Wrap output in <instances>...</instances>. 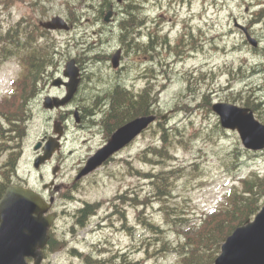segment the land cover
Masks as SVG:
<instances>
[{
    "label": "rangeland",
    "instance_id": "1",
    "mask_svg": "<svg viewBox=\"0 0 264 264\" xmlns=\"http://www.w3.org/2000/svg\"><path fill=\"white\" fill-rule=\"evenodd\" d=\"M100 3L0 0V32L20 23L33 31L36 42L47 45L44 55L51 62L41 85L45 90L41 89L26 108V133L18 147L10 148L17 154L16 170L8 177L41 191L39 169L33 166V146L45 132H51L54 117L64 114L45 112L42 100L49 92H58L50 90L51 80L61 76L69 60L75 59L83 71L76 102L87 99V110L108 106L116 84L133 94L150 84L154 95L151 100L155 102L152 111L158 121L112 161L78 181L77 166L94 152L103 137L98 129L95 133H76L69 120L62 155L41 170L48 180L52 168L59 165L56 180L65 187L52 209L57 218L50 232L56 246L47 251L41 264H99L87 262L88 255L100 264H122L123 260L130 264H180V254L174 248L187 241L183 232L199 225L210 212L223 211L229 205V195L243 188L241 179L264 178V150L244 149L238 135L223 130L211 110L216 102L249 107L264 124V18L254 23L264 0H132L136 7L141 6L135 16L143 23L138 27L140 33L134 32L137 47H124L117 71L112 69L110 58L121 45L123 17L118 16L112 26L106 25L100 17L105 11ZM56 15L72 28L67 32L37 30L39 21ZM233 19L251 24V35L259 41L256 51L234 27ZM149 33H155L158 40L151 47ZM18 38L24 40L25 35ZM22 71L17 54L0 62V102L10 96L12 84ZM13 101L16 98L0 106V112L17 107ZM162 116L166 117L162 120ZM164 130L170 135L166 142L161 141ZM3 141L0 137V146ZM153 147H164L170 157H157L150 151ZM6 153L0 151V183L6 182L2 176L9 161ZM178 168L182 172L170 178L172 194L159 201L151 178ZM257 197L263 206L264 191ZM86 203L95 208L85 220L86 227H80L76 224L77 211ZM28 264L33 262L29 260Z\"/></svg>",
    "mask_w": 264,
    "mask_h": 264
},
{
    "label": "water",
    "instance_id": "2",
    "mask_svg": "<svg viewBox=\"0 0 264 264\" xmlns=\"http://www.w3.org/2000/svg\"><path fill=\"white\" fill-rule=\"evenodd\" d=\"M43 26L51 30H67L66 24L59 17ZM243 31L246 32V29L243 28ZM247 38L256 46L255 40L249 36ZM119 56L118 51L112 57L113 68L118 66ZM78 75L75 62L71 60L63 73L68 78V82L64 83L66 96L63 99L45 98L44 108L54 109L68 103L77 90ZM53 85L60 86L61 81L56 80ZM212 110L218 115L222 128L238 133L244 148L252 151L264 149V125L255 120L251 110L227 103L214 104ZM154 120L155 116H143L119 128L108 144L89 158L78 178L92 172L111 155L124 148ZM54 132L60 135L59 124H55ZM58 145L57 139H50L43 148L44 154L36 159L35 167L38 168L50 159ZM39 148L40 144L34 147L35 150ZM47 210L48 205L29 189L10 186L5 190L0 199V264H27V259L40 264L49 239L48 230L54 219L53 215H44ZM214 264H264V206L253 220H247L227 237Z\"/></svg>",
    "mask_w": 264,
    "mask_h": 264
},
{
    "label": "trees",
    "instance_id": "3",
    "mask_svg": "<svg viewBox=\"0 0 264 264\" xmlns=\"http://www.w3.org/2000/svg\"><path fill=\"white\" fill-rule=\"evenodd\" d=\"M21 45L23 53L22 58L26 64L22 77L13 83L14 89L11 95L0 102V106H3L6 102L16 98V102L13 101V103L17 105V107H13L10 112H0V137L4 139L0 146V151L2 152L10 148H15V145L16 147L19 146V141L23 137V133L26 132V122L29 116L26 110L27 104L38 93L40 85L39 79L46 69L49 68L47 65L51 63L50 60L46 59V55H44L46 47L34 41L32 43L26 41L25 43H21ZM123 93L128 95V97H126L127 99L135 100L138 103V113L133 116L122 117L130 109L125 106L124 100L119 99L118 106L121 108V117L117 119V112L120 109L113 112L114 121L111 124L112 128L123 124L132 117L146 115L151 112L149 111L148 104L154 101L149 98L150 90L148 87L143 89L141 94L136 98L127 93L124 89ZM108 119H110V117ZM169 138L170 135L168 136L164 130L161 141L166 142ZM8 139L9 142L7 143ZM150 151L157 157H162L163 155L170 157V154L164 147H153ZM15 155L17 154L12 151L8 165L11 166L14 163ZM161 159L164 158L162 157ZM178 171L182 172V168L172 170L168 174L160 172L159 175H155L151 178L152 184L155 183L156 185L155 188L158 193L156 197L159 198V201L163 200L160 199V197L167 199V197L172 194L170 187H173V184L170 178ZM10 172H13V167H6V173L2 175L3 179L5 177V183L10 181L8 177ZM241 182L243 188L229 195V205L224 208L223 211L217 210L208 214L201 219L199 225L191 226L188 228V232L181 233L185 235L187 241L180 244L177 248H174V251L180 254V264H213L227 236H229L236 227L248 220L251 215L257 213L261 207L257 199V194L261 190L264 191V178L258 177L255 181L242 179ZM5 183H0V196L3 194L4 188L7 185ZM166 207L167 206L163 208L164 212H166ZM94 208L95 206L86 205L79 210L76 216V224L80 227H85V220L92 215ZM152 227L154 228L155 226ZM187 233H190L191 236H186ZM163 245L168 247L166 243ZM53 246H56V242L51 238L48 242L47 251ZM89 260L88 258L87 262H90Z\"/></svg>",
    "mask_w": 264,
    "mask_h": 264
},
{
    "label": "flooded vegetation",
    "instance_id": "4",
    "mask_svg": "<svg viewBox=\"0 0 264 264\" xmlns=\"http://www.w3.org/2000/svg\"><path fill=\"white\" fill-rule=\"evenodd\" d=\"M129 1H130L129 4L126 3V0H101V3H100L101 4L100 6H102L105 9V11H104L105 14L110 16V18H108V22H106V23L104 22L105 24L112 26L118 21V18H117L118 16L120 18L123 17L120 21L121 24L123 23L121 25V31H120V33H122V35L119 36L121 45H119V47L117 48V50L121 51L122 54H123L124 47H127V48L137 47L138 40H137L136 36L134 35L135 34L134 32H135V30H137L138 33H140V30L138 27H140L143 23V21H140L138 19V17H136L133 14L134 11L130 10L132 8V6H135V5L132 3V0H129ZM137 8H141V6L138 5ZM132 9H134V8H132ZM104 12L100 13V17L103 16ZM258 14H259V16L257 17V21H255L254 23H259L261 21V18H264V8L260 9ZM235 22H237V20L233 19L234 26H235ZM240 25L246 28V31L251 38H254L251 35L252 34L251 24H250V26H249V24L247 26L243 25V24H240ZM239 31H241V30H239ZM17 34H19V35L24 34L25 35L24 40H27L28 38H32V39L35 38L33 31H31L27 28H23V29L19 30V27H17V26L9 28L4 33L0 32V59L8 57V52L6 51V48L3 46V43H5V44L7 43L6 45H7V47H9L11 45V42H12L11 36L16 37ZM242 34L244 35V38H245V34L243 32H242ZM254 39L257 42L256 47L251 46L247 41H246V43L249 44L250 47L254 51H256L257 48H259V41L256 38H254ZM155 42H158V40L156 38V34L155 33L150 34L149 43H148V44H150L149 47H151L152 44L154 45ZM80 77H81V80H80V86H81L82 74ZM115 87H116V85H115ZM113 96H115V95H113ZM77 98L78 97L75 96L69 106L59 110L61 112H64V115L59 116L60 122L64 126V137L62 138V141H61V143H62L61 150L56 152L52 156L51 160L46 162L45 164H43L39 168V171H38L39 172L38 178L42 181L41 191H37L35 189L34 190L39 195H41L47 202H51V200L53 199V202L51 203L52 209H53V206L55 204V200H56L59 192L61 191L62 188H65L63 184L57 183V180H56L57 173L53 171L55 169L57 171H59L60 166L55 165L56 167L52 168V177L48 180H44V177L41 174V172H42L41 170L45 166L52 165L55 162V160L59 157V155H62L63 150L65 148L66 136H67V133L69 132V126H68L69 120H71L72 124H74V128L76 129V133H84V134L95 133V130L98 129L99 134H101L103 137V141L96 149H98L100 146H103L109 140V137L111 136V134L113 133V131L115 129V127L114 128L111 127V124L114 121L113 106H110V107L105 106L104 108L106 109V111L104 114L103 113L98 114L99 112L97 113L96 111L87 110V109L85 112H83V110L81 109L82 105L76 102ZM75 112H78V114H79L78 115V118H79L78 123L73 122V116L75 115ZM119 113H121V109L119 110ZM119 113L117 112V119H120V117H121V115ZM109 117H110V121L108 119ZM52 135L53 134L51 132L47 131V132H45V134L41 138H39V140H42V138L46 139L47 137L52 136ZM40 153L41 152H38L35 154L37 156ZM84 163H85V160H82L79 163V165L77 166L78 170L75 171L76 175L80 172ZM123 255H124L123 259H126V255L125 254H123ZM122 264H130V263H128L126 260H123Z\"/></svg>",
    "mask_w": 264,
    "mask_h": 264
},
{
    "label": "bare ground",
    "instance_id": "5",
    "mask_svg": "<svg viewBox=\"0 0 264 264\" xmlns=\"http://www.w3.org/2000/svg\"><path fill=\"white\" fill-rule=\"evenodd\" d=\"M132 8H134V9H132ZM132 8L130 9L131 11H134V15H136V13H137V11L139 10V9H141V8H137L136 6H132ZM123 24V23H122ZM121 22H120V27H121ZM121 35H122V33H121ZM107 41H108V39H107ZM110 41V40H109ZM110 43V42H109ZM163 46H164V44H163ZM162 48V47H161ZM128 49V48H127ZM132 49V48H131ZM174 49V48H173ZM124 50H126V49H124ZM133 51V50H132ZM140 51V50H139ZM142 51V50H141ZM154 51H156V50H154ZM165 51H167L166 49H165ZM164 51V52H165ZM176 51V50H175ZM178 52V51H177ZM134 53V52H133ZM147 53H149V51L147 52ZM158 53V52H157ZM170 53V52H169ZM175 53V52H174ZM150 54V53H149ZM152 54V53H151ZM155 54V53H154ZM176 54V53H175ZM143 55V54H142ZM145 55V54H144ZM163 55V54H162ZM170 55V54H169ZM177 55V54H176ZM175 55V56H176ZM179 55V54H178ZM171 56V55H170ZM169 56V57H170ZM154 58V57H153ZM164 58V57H163ZM176 58V57H175ZM174 58V59H175ZM151 59V58H150ZM171 59V58H170ZM177 59V58H176ZM158 60V59H157ZM162 60V59H161ZM166 60V59H165ZM169 60V59H168ZM162 62H164V61H162ZM154 63V62H153ZM158 63V62H157ZM166 63V62H165ZM154 65V64H153ZM158 65V64H157ZM164 65V64H163ZM164 70V69H163ZM162 70V71H163ZM151 71V70H150ZM161 71V72H162ZM205 73H206V71H205ZM211 75H213V74H211ZM210 75V76H211ZM184 76V75H183ZM188 76V75H187ZM202 76H204V75H202ZM209 76V75H208ZM207 77V76H206ZM123 79H124V77H123ZM211 79V78H210ZM119 80V79H118ZM125 81H127V80H125ZM206 81V80H205ZM210 81V80H209ZM112 82V81H111ZM120 82H122V81H120ZM118 83V82H117ZM123 83V82H122ZM125 83V82H124ZM208 83V82H207ZM120 85H122V84H120ZM120 85H118V84H116V87L114 86L113 87V90H111V94H115V96H113V98H111L110 100H109V102H108V106H107V104H106V106L107 107H110V106H113V112H116V110L118 111V109H121L119 106H118V101H119V99H121V100H124L125 101V106L127 107V108H129L130 110L129 111H127L126 112V114H124L122 117H124V116H133V115H136L137 113H138V103L135 101V100H131V99H127L126 98V95L123 93V89H122V87L120 86ZM207 85V84H206ZM212 85V84H211ZM123 86V85H122ZM210 86V85H209ZM206 87V86H205ZM211 87V86H210ZM203 88V87H202ZM202 92V91H201ZM200 93V92H199ZM203 93V92H202ZM123 95L125 96V97H123ZM199 96V95H198ZM94 100H98V98L96 99V97L95 96H93L92 97ZM108 99V98H107ZM115 101V102H114ZM149 101V100H148ZM147 102V101H146ZM96 103V101H93V104H95ZM82 106H81V109L83 110V112H85L86 111V109L87 108H89V106L90 105H87V103H86V100H84V101H82ZM97 104V103H96ZM154 104H155V102H149V104H148V107H149V111H152V107L154 108ZM98 110V111H97ZM92 111H96L98 114H101V113H105V111H106V109L105 108H103L102 109V107H100V108H96V109H93ZM118 113H119V111H118ZM120 114V113H119ZM109 121H110V119H109Z\"/></svg>",
    "mask_w": 264,
    "mask_h": 264
}]
</instances>
